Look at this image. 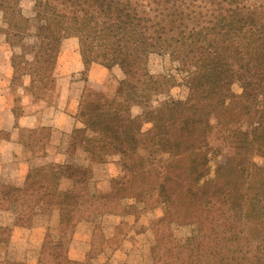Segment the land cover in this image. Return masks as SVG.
I'll list each match as a JSON object with an SVG mask.
<instances>
[{
	"label": "trees",
	"instance_id": "trees-1",
	"mask_svg": "<svg viewBox=\"0 0 264 264\" xmlns=\"http://www.w3.org/2000/svg\"><path fill=\"white\" fill-rule=\"evenodd\" d=\"M35 1L47 9L39 25L23 14V0H0V37L20 36L24 47L8 76L22 83L31 118L68 113L72 74L56 69L70 38H78L86 68L98 45L121 48L125 77L99 93L86 87L68 113L75 123L68 153L88 164L45 163L0 185L16 208L11 228L0 226V264L13 247L27 264L46 257L85 264L99 249L98 214L121 240L138 244L128 264H264V178L256 162L264 157V0ZM195 37L203 40L197 52ZM152 48L193 63L192 95L174 108L163 105L174 84L150 72ZM211 115L233 148L228 157L239 159L226 187L209 182L197 157L202 137L191 130ZM141 116L161 120L153 138L137 126ZM54 133L59 147L64 128ZM95 164L109 174L124 170L121 191H95Z\"/></svg>",
	"mask_w": 264,
	"mask_h": 264
},
{
	"label": "rangeland",
	"instance_id": "rangeland-1",
	"mask_svg": "<svg viewBox=\"0 0 264 264\" xmlns=\"http://www.w3.org/2000/svg\"><path fill=\"white\" fill-rule=\"evenodd\" d=\"M23 14L29 18L31 25H39L45 22L47 18V9L36 3L35 0H23ZM3 19V14L0 12V23ZM32 29H30L31 31ZM29 36L32 35L30 34ZM5 36L0 37V88L6 85L10 86L18 112H21L23 107V89L22 83L11 82L8 71V65L12 66V58L14 54L24 51L21 46L20 36H14L6 41ZM30 46V45H29ZM203 46L201 37H195L192 40V48L195 52L199 51ZM28 50V48H27ZM36 47L33 48V51ZM33 56V55H32ZM124 53L121 48L106 44L97 46L91 64L86 68L79 48V40L76 37L66 41V55L59 62L56 72L58 75L67 78V74H72L70 96L68 102V113H75L79 105L81 96L86 87L99 93L102 90L103 84H113L125 77V72L122 66ZM149 68L150 72L155 77H163L171 84H174L169 97L164 101L165 108H174L180 100H184L192 95L191 83L194 80V66L190 60L182 59L179 55L166 53L159 49H150L149 52ZM7 81H6V80ZM26 80V79H24ZM7 82V84H6ZM243 92H247L246 87H242ZM214 115V114H212ZM209 117L207 122L195 123L191 128L193 132L199 133L202 137V149L197 153V157L206 165L205 173L208 176L210 183L217 186H228L231 184V175L234 167L239 163L236 156L233 158L229 155L233 153V148L228 146L227 136H222L217 128V117ZM52 119L61 120L65 136L62 139L61 145L57 148L55 154L44 158V162L33 163L27 165H18L16 163V145L9 144L7 147L0 144V185L4 183H13L12 177L27 172L31 167L43 165L45 163H62L64 161H77L79 163L88 164V161L76 159L69 155L67 146L69 145L70 133L75 125L72 117L64 119L63 116H56L54 112L48 109L43 117L38 121L35 118L23 119L28 122L27 128H31L26 134V143L22 151L23 161L31 159L33 150H35V132L36 128H51ZM140 129H145L148 136L153 138L160 131L162 122L158 117H137L135 120ZM171 123L175 122L173 119ZM239 124L243 122V117L238 116ZM246 130L247 128H244ZM10 133L5 130H0V138L8 140ZM170 151V145L167 147ZM42 151V148H40ZM46 154L47 151L45 150ZM45 157V156H44ZM258 173L261 178H264V157L256 158ZM93 183L95 191L102 195L113 191H121L124 170L118 168L114 173H108L106 169L95 164L93 166ZM15 182V181H14ZM15 206L0 196V226L10 229L15 215ZM43 227L47 224L46 218L43 217ZM96 221L101 227V241L95 248H99L97 252L91 253L86 257L85 264H128L127 262L134 257V251L137 249L136 242H127L121 240L118 236L116 226L111 222L110 218L105 214H98ZM66 236L71 238L73 226H66ZM95 249V250H96ZM135 258L134 261H137ZM2 264H27L26 254L19 250L18 247H13L6 260ZM33 264H35V259ZM38 264H55L53 257H46L38 262ZM130 264V263H129Z\"/></svg>",
	"mask_w": 264,
	"mask_h": 264
},
{
	"label": "crops",
	"instance_id": "crops-1",
	"mask_svg": "<svg viewBox=\"0 0 264 264\" xmlns=\"http://www.w3.org/2000/svg\"><path fill=\"white\" fill-rule=\"evenodd\" d=\"M8 71H12V66L8 65ZM6 80V79H5ZM7 81V80H6ZM7 84V82H6ZM52 111V110H51ZM54 112V111H52ZM64 119L68 117V113H61ZM66 117V118H65ZM23 119H31V117L21 108V112H18V106L16 101L10 92V86L6 85L4 88H0V130H5L10 133L8 140H3L0 138V144H4L6 147L9 144L16 145V163L18 165H27L30 164V161L33 163L44 162V158H47L55 154L58 148V136L54 133L55 129H60L63 131L62 124H58L61 120L52 119L51 128H36L38 132H35L33 139L35 140V150H33V155L31 159L22 160L23 155L22 151L26 143V134L31 128H27L28 122H25ZM42 148V151H40ZM45 150L48 154H46ZM45 156V157H44ZM28 172V171H27ZM21 173L20 175H14L12 179L15 182H21L26 173Z\"/></svg>",
	"mask_w": 264,
	"mask_h": 264
}]
</instances>
